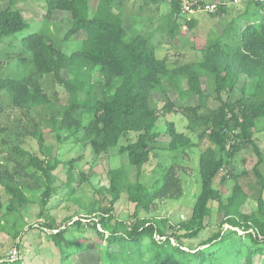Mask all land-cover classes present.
Instances as JSON below:
<instances>
[{"label": "trees", "instance_id": "obj_1", "mask_svg": "<svg viewBox=\"0 0 264 264\" xmlns=\"http://www.w3.org/2000/svg\"><path fill=\"white\" fill-rule=\"evenodd\" d=\"M118 1L99 0L91 17L89 0H46L48 16L56 10L66 11L70 16L72 26L65 40L84 31L82 46L66 54L44 34H28L22 38V44L31 55L28 67H33L32 70L21 76L0 77V90L9 94L16 107L31 114L52 103L43 89L45 75H52L67 89L68 104L59 116H52V130L60 143L72 140L90 145L95 155L101 156L111 147L119 146L120 140L129 133L136 135L134 141L120 146V152H126L137 169L136 182L129 181L122 167L111 169L109 187L97 190L102 196L87 210L90 217L86 224H91L100 238L97 245L99 262L95 264H264V177L259 168L264 155L255 138L258 120L264 119V16L240 26L235 37L226 31L225 35L195 45L200 59L171 67L165 57L156 56L149 36L138 34L126 39L128 30L124 25V14L120 9L116 11ZM170 3L168 16L174 21L170 32L175 34L180 25L177 20L180 1L170 0ZM226 8L227 4L222 3L216 14H208L216 16L225 13ZM195 21L194 17L187 24L197 26ZM27 27L21 9L9 5L0 11V41ZM237 36L239 44L235 41ZM203 71L213 76L207 77L212 87L209 93L205 92L201 81ZM183 80L188 85L186 89ZM242 81L241 95L235 98L233 93ZM247 81L252 84L250 91L246 88ZM169 84L180 87L187 97L197 96L198 103L178 104L169 96ZM154 92H161L163 96L164 104L160 108L152 103ZM213 92L220 104L210 108L208 99ZM169 112L185 115L187 129L198 139L207 138L210 143L199 155L201 190L190 216L178 223H172L168 218L138 216L141 209H149L156 201L177 199L183 193V177L177 163L163 167L160 177L150 187L141 181L155 150L154 143L160 137L153 128L159 117ZM86 114L91 117L84 123ZM5 129L0 126V146L10 147V139L3 134ZM27 133L36 140L43 157L23 148L19 142L14 143L7 154H0V209L4 208L3 191L8 195L6 211L0 216V232L7 230L14 238L21 235L28 225L21 215V208L32 200L28 193L39 192L43 208L39 215L48 218L45 227L56 230L50 235L61 248L63 259L67 260L70 253L62 244L67 227L55 223L48 209L56 188L54 171L61 160L54 154V146L47 143L39 122L36 121ZM165 133L169 137V151L185 154L197 145L192 136L178 131L173 121L167 123ZM249 147L259 156L254 171L262 186L253 196L257 209L252 213L242 210L249 196L232 165L235 154ZM26 156L27 162H24ZM74 161H69V166ZM224 169L228 174L222 173ZM72 171L70 166L67 170L70 196L75 190L71 185ZM25 177L31 178L32 182ZM218 178L223 185L230 178L234 180L226 202L222 200V191L215 186ZM83 179H86L85 175ZM123 192L135 203L133 223L117 220L113 215ZM104 200H108V204L104 205ZM215 202L219 204L217 207ZM216 209L224 212L218 230L203 241L201 246L204 247L187 246L184 239L197 237L210 224ZM96 215H100L99 221L94 220ZM82 219L72 223L81 226ZM100 223L103 229L98 228ZM225 224L229 226L226 229ZM168 229L172 230L170 234ZM246 236L250 241L245 239ZM103 240L106 244L101 243ZM115 245L118 249H113ZM88 248L89 244L80 252ZM256 257L261 260L257 262ZM7 262L2 263L21 264L20 259Z\"/></svg>", "mask_w": 264, "mask_h": 264}, {"label": "rangeland", "instance_id": "obj_2", "mask_svg": "<svg viewBox=\"0 0 264 264\" xmlns=\"http://www.w3.org/2000/svg\"><path fill=\"white\" fill-rule=\"evenodd\" d=\"M98 2L99 0H89V16H94ZM9 5L21 9L28 27L10 36H5L0 41V77L21 76L32 70L33 67H28L31 55L22 44V38L28 34L35 32L44 34L66 54H71L82 46L84 31L70 37L69 40L64 39L72 26L70 16L66 11L56 10L51 16H48L46 0H0V11ZM118 5L119 8H116V11L120 9L123 12L124 25L128 30L126 39L130 40L138 34L149 36L150 44L155 47L156 56L158 58L165 57L171 67L200 59L201 55L194 49L195 45L204 44L218 35H225L226 31H230V34L235 37L236 34H239L240 26L248 21H258L262 18V14L256 11L255 4H252L251 10L244 14L245 4L240 3L229 5L226 12L221 13L219 17L208 13H198L195 15L197 26L187 24L185 17L179 16L177 20L180 25L177 32L172 34L170 29L174 26V21L168 16L171 11L170 0H119ZM237 40L239 44L238 36L235 38L236 42ZM209 75L212 76L211 73L205 71L201 74L203 87L208 93L212 90L210 81L207 79ZM243 83L244 81L234 91L235 98L241 95L239 88ZM182 84L184 89L188 88L186 81L183 80ZM246 84L247 91H250L252 89L251 81H247ZM42 85L52 103L35 109L32 114L26 109L16 107L9 94L0 90V126L6 128L3 134L10 139V147L1 145L0 154H7L11 151V146L19 142L31 153L43 157L36 140L27 133L34 128L36 121L40 123L41 128L45 131L47 143L54 146L53 152L59 155L61 160L59 167L54 171L57 177L54 183L56 188L49 200L48 209L49 215L55 219V223L62 224V228L67 227L62 244L70 253V257L67 260L63 259L61 248L56 245L50 235L56 230L44 226L48 222V218L39 215L43 208L40 201L41 194L37 192L28 193L32 200L21 208V215L28 224L21 235L14 238L7 230L0 232V264H6L2 263L6 260L9 262L17 259H20L21 264H95L99 262L100 254L97 245L100 238L91 224L87 225L86 221L90 217L87 210L92 207V203L96 199L101 198L102 195L97 190L109 187L111 169L122 167L129 181L136 182V167L130 163L126 152H120V146L134 141L136 135L129 133L120 140L119 146L111 147L101 156H96L90 145L76 143L72 140L60 143L56 132L52 130V116L61 114L60 111L69 102V93L52 75H45L42 78ZM170 86L169 96L178 104L198 103L197 96L187 97L182 94L180 87L173 84ZM152 103L159 108L163 106L164 99L161 92L153 93ZM219 104L220 102L213 92L208 99V106L215 108ZM90 117L91 114H86L84 123L88 122ZM169 121L175 123L178 131L192 136L197 145L187 150L185 154L169 151V137L165 133ZM187 123V118L181 112H169L159 117L153 130L159 132L160 137L158 142L154 143L155 150L152 153L151 161L146 165V172L141 177V181L150 187L158 176L160 177L163 167L177 163V168L183 177L182 195L177 199L156 201L149 209H141L138 212L139 217L168 218L172 223H178L190 216L201 190L198 170L199 155L210 143L207 138L198 139L196 134L187 129ZM255 138L264 155V119L258 120ZM27 158L26 156L24 162H27ZM258 159L259 156L256 152L249 147L238 151L232 161L234 173L238 174V180L249 196L242 207V210L248 213L257 209V203L253 196L257 195L262 187L259 177L254 171ZM71 160H75L70 165L74 176L71 185L75 188L72 196L68 195L70 187L67 183V170L70 167L68 162ZM259 168L264 177V162L260 164ZM222 173L228 174V170L224 169ZM84 175L86 179L82 180ZM25 178L28 182H32L31 178ZM233 185L234 180L231 178L224 185L220 183L219 178L216 180L215 186L222 191L223 201L226 202L231 195ZM127 196V193H122L120 200L115 205L113 215L117 220L133 223L135 203L129 201ZM2 199L4 208L0 209V216L6 211L5 206L8 204V195L5 191H3ZM108 202V200H104L103 204L106 205ZM214 205L217 207L219 204L215 202ZM78 218H83L81 226L72 223ZM223 218L224 212L214 210L210 224L197 237L184 239L186 245L204 247L201 244L218 230L219 223ZM99 219L100 215H96L94 218L95 221H99ZM228 227L225 224L224 229ZM98 228L103 229L104 227L100 223ZM238 230L244 235L240 228ZM171 231L168 229V234ZM156 237L160 239V236L156 235ZM245 239L250 241L247 236ZM172 241L177 243L175 239ZM101 243L106 244V240ZM88 244V250L80 252V249ZM114 248L118 249V245L113 246ZM256 259L259 262L261 257H256Z\"/></svg>", "mask_w": 264, "mask_h": 264}, {"label": "built area", "instance_id": "obj_3", "mask_svg": "<svg viewBox=\"0 0 264 264\" xmlns=\"http://www.w3.org/2000/svg\"><path fill=\"white\" fill-rule=\"evenodd\" d=\"M180 11L179 15L185 17V22L191 21L198 13H213L219 11L220 5H237L243 2H252L260 6V11L264 16V0H179Z\"/></svg>", "mask_w": 264, "mask_h": 264}, {"label": "crops", "instance_id": "obj_4", "mask_svg": "<svg viewBox=\"0 0 264 264\" xmlns=\"http://www.w3.org/2000/svg\"><path fill=\"white\" fill-rule=\"evenodd\" d=\"M243 4H245V9L243 10V13L244 14H246V13H248L250 10H251V5L252 4H250V3H248V2H243ZM256 6H255V8H256V11H258V12H260L261 13V11H260V6L259 5H257V4H255ZM254 6V5H253ZM228 7H229V5H227V8L226 9H228ZM242 13V12H241ZM242 13V14H243ZM242 14H239V15H242ZM262 14V13H261ZM219 17L220 16V14H218V15H216V17ZM195 22H196V24H197V19L195 18Z\"/></svg>", "mask_w": 264, "mask_h": 264}]
</instances>
